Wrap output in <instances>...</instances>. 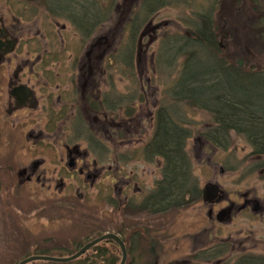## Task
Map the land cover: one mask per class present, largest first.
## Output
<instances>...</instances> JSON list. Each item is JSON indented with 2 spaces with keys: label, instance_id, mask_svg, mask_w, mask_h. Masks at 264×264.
<instances>
[{
  "label": "rangeland",
  "instance_id": "1",
  "mask_svg": "<svg viewBox=\"0 0 264 264\" xmlns=\"http://www.w3.org/2000/svg\"><path fill=\"white\" fill-rule=\"evenodd\" d=\"M37 1L0 0V17L7 20L4 21L6 24L14 23L16 28L22 29L21 33L15 31L20 34L17 56L22 50L36 49L38 55L31 58L32 62L42 58L43 53L48 61L46 66H52L51 69L82 66L81 70L57 69L61 75L68 77L66 83H74L73 86H68V93L75 94L73 90L76 89L78 99L82 93L83 78L84 74L88 73L87 69H105L104 65L99 66L97 61L93 63L94 56L102 58V61L104 59L110 63L111 67L108 69L120 73L119 80L116 76L111 78L118 81V89H109L110 94L119 92L121 96L126 97L135 95V99L145 95L148 108L143 109L141 106L139 115L124 116L126 120L123 124L120 123L124 128L122 136H114V139L98 138L96 128L103 129L97 127V122V125L91 126L95 121L87 118L88 125L85 123L87 128H84L90 135L89 142L93 146L109 147L104 149L105 161L118 160V166L112 165V172L118 169L117 173L120 172L125 180H119L118 176L109 173V180L118 182L116 188L110 187L108 183L104 184L103 190L96 189V185H79L75 188L76 185L73 186L67 180L63 188L59 189L61 191L55 188L60 185L56 182L52 191L46 192L41 191L38 184H25L27 187L19 185L24 179L25 170L28 172L33 163L41 162L42 159V170L48 171L50 175L59 170V166H55L57 157L53 150L42 145L33 148V141L28 139L27 135H36L39 131L48 132L50 128H55L59 142L69 145L83 143L66 124L69 120L65 117L71 114L66 111L67 114L63 113V119L56 111L49 116L50 127L47 122L34 126L28 124L27 119L37 120L39 115H26V118L17 113V117L11 118L6 113L7 100L0 96V264H18L31 257L67 259L86 244L107 233L117 235L123 244L126 264L131 261L133 264H235L237 259L243 256H264V158L251 155V146L243 137L233 133L228 138V147L213 146L205 138V130L212 126L211 115L169 98L168 89L179 77L186 60V47L190 45H185L183 39L180 55L176 53L174 56L162 38L172 37L177 32L189 35L191 25L199 20V29L203 30L204 26L203 31H209L215 43L211 53L200 49L196 55L197 59L205 56L212 61L214 57V60L232 66L239 64L240 70L245 72L260 73V70L264 69V0H171L168 7L158 10L152 21L153 25L162 22L170 24L167 29L158 33L157 37L152 25L146 27L150 15L146 13V18L142 10L144 0H103L104 3L98 4L102 8L98 12L106 15L105 18L112 14V19L107 22L105 19V23L103 21L100 24L101 29L98 31L96 28L94 36H90L86 41L80 39L82 35L74 26V22L78 20L69 16L72 14L69 13V8L55 11L35 3ZM109 2L113 4L112 7H109ZM48 6L54 8L56 1L51 0ZM95 11L96 8H92L89 12ZM200 16H206L209 24H204ZM136 18L138 28L135 34H131L130 25ZM68 19L73 20V26L68 23ZM140 34L142 46L138 51L136 46ZM60 37H63L65 42H62ZM99 43L104 46L101 52L99 48L95 49ZM115 48L116 54H113ZM92 49L93 53L89 59L86 54L92 52ZM190 49L198 51L193 47ZM126 54L130 58L122 61ZM161 56L168 59L170 56V61H163ZM194 59L191 57L192 61ZM16 60L17 66L21 60L26 61L27 58L18 56ZM127 63L131 69H127ZM111 79L108 78V81ZM0 87L4 88L1 76ZM4 94L5 90L0 89V95ZM61 104L65 106L68 103L63 99ZM75 105L81 107L85 106V103L80 100ZM160 108L166 111L169 119L177 126L189 129L186 152L189 153L192 176L198 188L204 189L208 183L219 184L227 198L237 205L242 202L243 196H247V199L253 201L249 208L260 207L258 213L253 214L249 210L235 214L233 221L225 222L228 218L222 211L228 209L229 205L221 201L203 203L201 199L184 209L168 214L165 212L160 216H150L146 212L130 215L120 209L126 203L125 200L136 199L139 204V200L148 195L160 178L161 173H156L157 165L161 166L160 158L150 162L139 157L141 146L137 144L142 137V130L139 133V118L148 116L144 121V129L145 133L151 136L154 116ZM13 122L15 127H12ZM78 123L80 124L79 121ZM82 129L79 125L77 130ZM127 132H130L129 136L125 135ZM147 141L146 139V143ZM130 143H135L136 149L130 146ZM18 160L19 162H16ZM128 178L132 183L125 187L129 182ZM136 183L143 187V193L137 194V190H133ZM123 188L127 191L125 196L124 192L123 196L119 195L118 190ZM212 204L215 205L211 208L212 219H209L207 213ZM132 207L130 205L129 208ZM215 215L218 220L223 221V225L215 222ZM206 227L210 237L194 235ZM215 229L217 232H214ZM230 236L233 238H229ZM142 239L147 240V243L140 242ZM105 241L106 245L102 241L94 246L97 249L92 247V250L89 249L78 259L69 262L38 260L34 261V264L121 263L123 254L119 244L112 240ZM148 242L154 244L153 247ZM230 244L235 245L234 252H230ZM210 249L223 251L217 258L219 261L195 259L197 254L205 257L204 251ZM227 252L229 254L226 255Z\"/></svg>",
  "mask_w": 264,
  "mask_h": 264
},
{
  "label": "trees",
  "instance_id": "2",
  "mask_svg": "<svg viewBox=\"0 0 264 264\" xmlns=\"http://www.w3.org/2000/svg\"><path fill=\"white\" fill-rule=\"evenodd\" d=\"M48 1L51 4V0ZM151 1L155 2V5ZM64 2L56 6L62 10L72 8V11H69L72 13L69 14L72 19L77 18L75 10L86 9L87 17L80 15L78 21L85 18L90 20L77 26L83 40L90 37L95 24L99 26L105 20L104 14L98 12L102 9L98 4L104 3L103 0H94L93 3H88V0L79 3ZM158 3L159 0H144L142 8H159ZM108 4L112 5L111 2ZM46 8L51 9L48 5ZM92 8H96L93 13L89 12ZM200 17L204 24H209L206 16ZM137 26V23L130 25V31ZM199 27L198 20L191 25V33L183 38L184 44L190 46L186 47V60L179 77L168 89L169 98L211 115L212 126L205 130V138L213 146L228 147V138L233 133L243 137L251 146V155L264 158V69H261L260 73L251 74L226 62L214 60V57L202 66L203 69H195L202 64L201 60L196 58L199 50L210 52L215 43L209 31L205 33L204 26L203 30ZM191 47L198 51L191 50ZM191 57L195 58L194 61ZM125 58L130 56L126 54L123 60ZM188 135L189 129L172 122L163 108L156 112L154 132L143 147L142 154L147 159L159 157L162 165L160 178L153 191L140 204L141 208L148 210L147 212L155 214L174 208L181 209L200 198V190L193 179L191 161L186 152ZM235 264H264V256H243L238 258Z\"/></svg>",
  "mask_w": 264,
  "mask_h": 264
},
{
  "label": "flooded vegetation",
  "instance_id": "3",
  "mask_svg": "<svg viewBox=\"0 0 264 264\" xmlns=\"http://www.w3.org/2000/svg\"><path fill=\"white\" fill-rule=\"evenodd\" d=\"M14 20L15 18L12 17ZM1 25V21H0ZM16 29L14 23L10 24V27L8 29H4L2 26H0V58L4 59L7 57V60L5 62H1L0 60V76L2 77V82L4 85L3 87H0V89L5 90L3 98L5 97L7 100V109L6 113L9 117H17L18 112H23L24 115H39V118L36 119H27L28 124H33L34 126L43 125L44 123H48V127L51 125L49 124V116L53 112H58L59 117H65L63 113L68 111L71 115L67 114L65 118L69 120V116L71 117H80L81 115L85 116L87 115V111L84 110L85 106H76L75 104L80 100H83V102L88 104L89 96L88 93L92 91L93 88H95L94 82H98L102 79L103 73H105L104 69H87L88 73L84 74L83 83H82V93L80 95V98L78 99V93H75L72 96L67 95V91H65L61 86V82H57L58 78H60V73L56 69H51L52 66H46L47 64V57L43 53L41 54L42 58H39V60L31 61L32 57H35V55H38L37 50L34 49H27L22 50L18 56L22 57L24 56L27 58L26 61L21 60L19 65L15 66V69L11 68V64L17 63L16 58L17 51L14 53V57L6 56L7 53H13L15 51V48L20 45V38ZM64 30V29H63ZM154 31V29H152ZM16 31V32H15ZM62 33V32H61ZM60 33V36H61ZM62 42H65L63 37H60ZM106 38H104L105 40ZM15 44V46H14ZM14 46L13 50L11 51L12 47ZM101 43L97 44L95 49L99 48V51H102ZM19 50V49H18ZM36 50V51H35ZM89 52V51H88ZM92 52L87 53V57L90 59ZM32 55V56H31ZM98 56V55H97ZM70 61V60H69ZM98 62L99 66H103L102 58L99 59V57L94 56L93 63ZM71 64H74V62L70 61ZM88 63V62H87ZM37 68V69H35ZM73 69H83L82 66H73ZM71 68V69H72ZM2 69V72H1ZM53 71H56L53 72ZM96 75L99 76V78L95 79ZM67 77V76H66ZM68 78V77H67ZM66 84V83H65ZM71 86L74 85V83H70ZM31 87L33 88V91L27 92L25 90H22V87ZM68 88V85H65ZM40 87L41 93L39 94V98H34L30 95L31 92H35L34 89ZM98 86H96L97 88ZM95 88V89H96ZM61 89V91H60ZM98 92L100 90L96 89ZM76 92V89L73 90ZM65 97H68V99L65 100ZM67 101V107L61 104V100ZM63 102V101H62ZM87 108L91 109V107L87 106ZM78 116V117H77ZM28 118V116H26ZM67 121V120H66ZM94 123H91L92 126L97 125L96 120H94ZM27 124V122L25 123ZM12 127H15L14 122L12 123ZM121 128V125L117 124L114 125V129ZM108 131L105 132L104 129L98 132L100 139H103V137L108 138L110 137V132H112L110 129H107ZM37 132L36 135L30 133L27 135L28 139H32V146L38 147L43 146L44 148H48L50 150H53L55 153L56 162L55 166H59V170L54 172V174L50 175L48 171L42 170L41 167L43 165V159L41 162H35L27 172L25 169L24 173V179L23 181H20L19 185L23 186L25 184H35L40 185V189L42 191L51 192L54 186V183L59 182V186H55V188L58 190L62 189L64 186V183L69 180L70 184L77 185L80 184L81 186H90L94 187L95 185H101L104 187L107 183V181L110 179L109 173L112 172V165L118 166V160L113 159L112 161L105 162L104 160V149L109 147H103V146H92L90 149H95L94 153L89 154L87 151V147L83 145V148L86 150H79L77 148H72L63 146L60 147V145H57V132L55 128H50L48 132H45V130ZM123 130H120V132L116 135H119L122 133ZM128 132L125 134L127 135ZM111 138V137H110ZM108 140V139H107ZM47 141L48 143H46ZM110 143V141H107ZM115 142V141H114ZM48 144V145H47ZM131 144V143H130ZM157 165V164H156ZM158 169L160 166H158ZM41 169V172L38 174L39 170ZM106 170V171H105ZM118 169H114V171L117 173ZM49 176V177H47ZM108 176V178H107ZM114 184H118L115 180H113ZM112 183V180L109 182ZM128 184V183H127ZM126 185V184H125ZM71 186V185H70ZM103 190V189H101ZM56 191V190H55ZM61 191V190H59ZM120 192V190H119ZM55 194V193H54ZM53 194V195H54ZM221 201V200H220ZM225 205H229V208L226 209L227 215L230 214V217L228 218V222L233 221L235 218V214H239L242 212H247L249 210V206L252 204L253 201L247 199V196H243L242 202H240L239 205L235 203L234 201L230 200L229 198L225 197L223 201H221ZM215 204H212L210 206V211L207 213V217L209 219H212L213 212L211 210L212 206ZM237 210V211H233ZM229 238H233L230 236ZM234 243V242H232Z\"/></svg>",
  "mask_w": 264,
  "mask_h": 264
},
{
  "label": "bare ground",
  "instance_id": "4",
  "mask_svg": "<svg viewBox=\"0 0 264 264\" xmlns=\"http://www.w3.org/2000/svg\"><path fill=\"white\" fill-rule=\"evenodd\" d=\"M64 1H70V2H72V3H79V2H83V1H86V0H56V4H63V3H65ZM170 1L171 0H159V3L157 4V6L159 7V8H153V9H149V8H147V7H144V8H142V10H143V12L145 13V17H146V13H147V15L149 16L150 15V18L149 19H147L149 22L147 23V25H146V27L147 26H150V25H152L153 26V28H154V33H155V36L157 37L158 35V33H160L161 31H163V30H165V29H167L168 28V26L170 25L169 23H166V22H162V24H156V25H153L152 24V21L154 20V16L158 13V10L160 9V8H165V7H168L171 3H170ZM152 3H153V5H155L154 3L155 2H153V1H151ZM35 3H37V4H39V5H41V6H47V5H49L50 4V2L48 1V0H38L37 2H35ZM88 3H93V0H88ZM178 3V1H176V4ZM185 4H186V2H185ZM113 5V4H112ZM112 5L111 4H109V7H112ZM56 9H61V8H58L57 6L55 7V8H51V10H55L56 11ZM69 10H71L72 11V9H70L69 8ZM112 10V8L110 9V11ZM86 11H85V9H79V10H75V13L77 14V18H75V19H73V20H78V18H80V15H84V17H87V16H85L86 15V13H85ZM113 14H115V13H113ZM106 16V15H105ZM105 16H104V19H107V20H105L106 22L107 21H109V20H111L112 19V14H109V16L107 17V18H105ZM147 18V17H146ZM10 20V19H9ZM67 20V19H66ZM65 19H64V21H66ZM73 20H70V19H68V23L71 25V26H73ZM87 20H90L89 18H85V19H79V21H76L75 23H76V29H77V26H78V24L80 23H82V24H86V22H87ZM0 21H1V25L0 26H2L4 29H8L9 27H10V25L9 24H6L4 21H7V20H5V18H3V17H0ZM105 21H104V23H105ZM133 23H138V19L136 18L135 20H134V22ZM150 23V24H149ZM93 26H94V24H93ZM97 25L95 24V28H93V30H92V32H91V35L90 36H94V31H95V29L97 28V30L99 31L101 28H100V25L99 26H97ZM102 26V25H101ZM100 28V29H99ZM137 28L138 27H136V28H134L133 30H132V32H131V34H134L135 33V31H137ZM16 29H18L17 31L19 32V33H21V28H19V27H17ZM75 31V30H74ZM184 33H185V31H184ZM18 35H20V34H18ZM186 35V34H185ZM185 35H183V32H177L176 33V35H174V36H172V37H167V38H165V36L164 37H162L163 38V42L165 43V44H167V47H169V50L171 51V55L173 54L174 56H175V54L176 53H178V55H180V45H181V42H182V40H183V38L185 37ZM140 39H141V34L139 35V37H138V43H137V46H136V48H137V50L139 51L140 49H141V46H142V44H140ZM83 43V42H82ZM120 43V42H119ZM14 46H15V44H14ZM14 46L12 47V49H11V51L13 50V48H14ZM19 49V47L17 46L16 48H15V51L13 52V53H7L6 54V56H8V58L9 57H12L13 55H14V53L17 51ZM162 50H163V46H162ZM113 54H116V48H115V50L113 51ZM125 54V53H124ZM170 55V56H171ZM177 55V56H178ZM110 56V55H109ZM170 56H169V59L167 58V57H162V60L163 61H170ZM123 58L124 57H122V61H123ZM200 59H201V57H200ZM0 60H1V62H5L6 60H7V57H5L4 59H1L0 58ZM210 61V58L209 57H205V56H202V59H201V62H202V64L201 65H199V66H196L195 67V69H203V65L204 64H208V62ZM107 62V63H106ZM152 62H154V60L152 59ZM240 62V61H239ZM89 63V62H88ZM102 63H103V65H104V67H105V73H103V76H102V79L101 80H99L98 82H94V85H95V88H96V86H98L96 89H98V90H100L99 92L95 89V88H93L92 89V91L91 92H89L88 93V96H89V103L88 104H86L85 105V107H84V110H86L87 111V115H86V117L85 116H83V115H81L80 117H78V118H76V117H71V116H69V121L66 123V124H68L69 125V128H71V130L74 132V134H76L77 135V139L78 138H80L81 140H83V143H73V144H71V145H69V144H66V143H64V142H59V140H58V138H57V144L58 143H60L59 145H60V147H63V146H67V147H71V149L72 148H77V149H79V150H81L82 149V151L83 150H86L87 149V151H88V153L89 154H91V153H94L95 152V149H90V147L92 146L91 144V142H89V137H90V135H88V133H87V131H85V129L87 128V126L85 125V123L88 125V120H87V118H92L93 120H96V122L98 123V126L97 127H99L100 129H104V131L105 132H107L108 130L107 129H110L112 132H110L109 134H110V137L112 138V139H114V136H118V135H116V134H118L119 132H120V130H124V128L123 127H121V128H118V129H114V131H113V129H111V128H113L114 127V125H117V124H119V125H121L120 123H124V121L126 120L125 118H124V116H130L131 114H134L135 116L136 115H139L140 114V109H141V106L143 107V109H145L148 105H146L147 104V97L144 95V96H142V97H138V99H135V95H131V97H126V96H121L120 95V93L118 92V93H114V92H112L111 94H110V91H109V89L111 90V88L113 89V90H111V91H117V82L118 81H115V80H113V79H111L112 77H114V76H116L117 78H118V80L120 79L119 77V74L120 73H118L117 71H115V70H112V69H108L109 67H111L110 66V63L108 62V61H106V60H104L103 59V61H102ZM15 66H16V63H13V64H11V68L12 69H15ZM125 66L127 67V69H131V67L129 66V64L127 63V64H125ZM155 66V65H154ZM73 66H64V67H61V68H54V69H62L63 71H65L66 69H71ZM235 68H237V69H241V66L238 64L237 66L235 65L234 66ZM35 69H37V68H35ZM73 69V68H72ZM101 69V68H100ZM106 69H108L107 70V72H106ZM119 70V72H120V69H118ZM97 78H99V76L98 75H96V77H95V79H97ZM108 78H110L111 80H109L108 81ZM66 79H67V77L66 76H64V75H61L60 74V78H58V80H57V82H61V84H62V88L64 89V87H66L65 85H68L69 87H71V84L69 83V82H67L66 83ZM107 79V80H106ZM66 83V84H65ZM140 85V84H139ZM22 90H24V92H25V90L27 91V92H30V91H33V88H31V87H26V86H24V87H22L21 88ZM105 89H107L106 91H105ZM34 91L35 92H31L30 93V95L32 96V97H34V98H39V94L41 93V89H40V87H37V88H35L34 89ZM65 91H67V93L68 92H70V91H68V88H65ZM143 92V90H141V93ZM74 93H77V91L76 92H74ZM68 95L69 96H72V95H74L73 93L70 95L69 93H68ZM66 99H68V97H65V100ZM87 106H89V107H91V109H89V108H87ZM137 108H138V110H137ZM148 108V107H147ZM140 111V112H139ZM138 112H139V114H138ZM18 114L19 115H21L22 117L24 116V117H26L25 115H24V113L23 112H18ZM65 114H67L66 112H65ZM166 116L169 118V116L167 115V113H166ZM147 117L148 116H144V117H141V118H139V120H140V126H141V128H139V133H140V131L142 130V137H140V139H139V142L137 143L139 146H141L140 147V156L139 157H142V158H144L145 160H148L143 154H142V150H143V145L146 143V139L149 141V139L151 138L149 135H147L146 133H145V129H144V125H145V122L144 121H146L147 120ZM144 118V119H143ZM77 120V121H76ZM152 120H153V118H152ZM78 121L80 122V124L78 123ZM173 121V120H172ZM174 122V121H173ZM104 123H106L105 124V126H104ZM81 126V128H83L81 131H78L77 129H78V126ZM142 125H143V128H142ZM91 126H92V124H91ZM84 127H86V128H84ZM103 127V128H102ZM146 128H148V127H146ZM96 130H97V132H100L101 130H98L97 128H96ZM93 131V130H92ZM144 131V132H143ZM154 132V129L152 130V133ZM129 134H130V132H128V134H127V136H129ZM99 136V134L97 135V137ZM146 136H147V138H146ZM83 144H85V146L87 147L86 149L85 148H83ZM135 145V143H133V144H130V146H133V147H135L134 146ZM126 146H128V145H126ZM135 149H136V147H135ZM13 154L15 153V151L13 150V152H12ZM189 154V153H188ZM16 162H19V160L18 161H16ZM192 165V164H191ZM159 172V170H158V168L156 169V173H157V175L159 174L158 173ZM114 173H116L115 171H113L112 172V174L113 175H116V176H118L119 178V180H125V178L123 177V176H121V174H120V172H119V174L117 173V174H114ZM191 173H192V170H191ZM54 173H52V175H53ZM133 173H131V175H132ZM110 177V176H109ZM128 180H129V182H127L128 184L127 185H125V187H127V186H130V183H132V181H131V179L130 178H128ZM158 181V180H157ZM156 181V182H157ZM155 182V183H156ZM31 185V184H30ZM80 184H77L76 186H75V188H78V186H79ZM217 185V189H218V193H217V196H216V198H219L221 201H223L224 199H225V197H227V194L225 193V191H223L222 189H221V187H220V185L219 184H216ZM74 186V185H73ZM81 186V185H80ZM85 186V185H84ZM154 186H155V184H154ZM153 186V187H154ZM22 187H27L26 185H23ZM110 187H113V188H116V184H114V182H113V184L111 185L110 184ZM153 187H152V189L148 192V195L153 191ZM103 187L101 186V185H98V186H96V189H102ZM108 188V187H107ZM137 190L136 192L137 193H139V194H141V193H143V187L142 186H138L137 185V183L133 186V190ZM41 190V189H40ZM108 190H109V188H108ZM200 191L202 190V189H199ZM42 191V190H41ZM119 191V190H118ZM123 192L125 193V192H127L126 191V189L125 188H123V189H121V191H120V194L119 195H121V196H123ZM208 194V193H207ZM126 195V193L124 194V196ZM137 195V194H136ZM209 196H212V193H209L208 194ZM146 196H144L143 198H141L139 201V204H138V201L135 199H131L130 201H126L125 200V204L123 205V206H121V210L124 212V213H127V214H130V215H139L140 213H148L150 216H160V215H164L163 214V212H159V213H155V214H153V213H150V212H147L148 210H144L143 208H141L140 207V204H141V202L143 201V199L145 198ZM204 197V190H203V194H202V196H201V198H203ZM125 198H128V197H125ZM200 200V198L199 199H197V200H195V201H193V202H190L187 206H189L190 204H192V203H196L197 201H199ZM81 201H83V199L82 200H80V202ZM94 202H95V199H94ZM128 202H129V204L131 205V206H133L132 208H126V207H128V205H126V204H128ZM256 205V204H255ZM186 206V207H187ZM186 207H184V208H186ZM184 208H181V209H184ZM178 210H180V208L179 209H171V210H169V211H166L167 212V214L168 213H172V212H176V211H178ZM249 210L254 214V213H258V211H260V207H259V209L256 207V206H253V207H250L249 208ZM248 210V211H249ZM165 213V212H164ZM228 213L226 212V213H224V215L227 217V218H229L230 217V214L229 215H227ZM214 220H215V222L218 224V225H223V221H220V220H218L216 217L214 218ZM225 222H228V220H226ZM217 225V226H218ZM218 229V228H217ZM217 229H215L216 231H214V232H217ZM201 232V233H200ZM197 231L194 235H196V237H201L202 235H206L205 237L207 238V237H210L211 235H210V233H209V231H208V228L206 227V229H204V230H201V231ZM140 242H143V243H147V240H145V239H142ZM153 242V241H152ZM149 244H150V246L151 247H153V245L154 244H151L150 242H148ZM232 243V242H231ZM137 247V246H136ZM224 247H226V246H224ZM229 247L231 248V251L230 252H234V250H235V245L234 244H230L229 245ZM223 249H225V248H223ZM144 251H146V250H143V252ZM223 252V251H222ZM221 251H219V252H217V251H215V250H213V249H210V250H208V251H204V255H205V257H200V256H203V255H195L194 257H195V259L196 260H198V259H200L201 261L202 260H205V261H208V260H211V259H217V258H219L223 253H222ZM224 252H226V251H224ZM227 254H229L228 252L226 253V255ZM197 256H199V257H197ZM218 260V259H217ZM200 261V262H201ZM219 261V260H218ZM36 262V261H35ZM19 263H21V262H19ZM18 263V264H19ZM187 263V262H186ZM28 264V263H27ZM29 264H31V262L29 263ZM32 264H34V261L32 262ZM119 264H121V263H119ZM124 264H126V262H124Z\"/></svg>",
  "mask_w": 264,
  "mask_h": 264
},
{
  "label": "water",
  "instance_id": "5",
  "mask_svg": "<svg viewBox=\"0 0 264 264\" xmlns=\"http://www.w3.org/2000/svg\"><path fill=\"white\" fill-rule=\"evenodd\" d=\"M203 190H204L203 200L207 201V202H212L216 198L217 193H218V189H217L216 186L206 185ZM207 193L208 194L212 193V196H209ZM105 240H112V241H115L116 243L119 244V246L121 247V250H122V254H123L121 264H124V262L126 260V255H125V250H124L123 244L120 242V240L118 239L117 236L112 235V234L104 235V236H102V237H100L98 239L93 240L89 244H86L85 246H83L73 256H71L70 258H67V259H54V258H47V257H31V258H28V259L22 261L19 264H27V263H30V262H33V261H38V260L39 261H54V262H69V261L78 259L84 253L89 251V249H91L95 245H97L100 242L105 241Z\"/></svg>",
  "mask_w": 264,
  "mask_h": 264
}]
</instances>
